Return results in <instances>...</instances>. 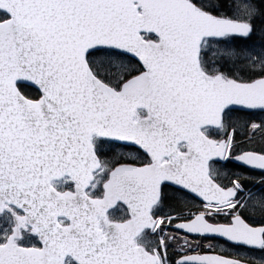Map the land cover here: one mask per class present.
Returning <instances> with one entry per match:
<instances>
[{
	"label": "snow or ice",
	"instance_id": "snow-or-ice-1",
	"mask_svg": "<svg viewBox=\"0 0 264 264\" xmlns=\"http://www.w3.org/2000/svg\"><path fill=\"white\" fill-rule=\"evenodd\" d=\"M0 264H264V0H0Z\"/></svg>",
	"mask_w": 264,
	"mask_h": 264
}]
</instances>
